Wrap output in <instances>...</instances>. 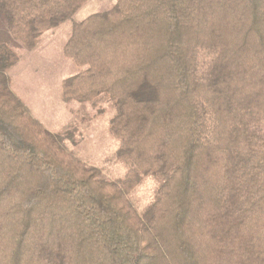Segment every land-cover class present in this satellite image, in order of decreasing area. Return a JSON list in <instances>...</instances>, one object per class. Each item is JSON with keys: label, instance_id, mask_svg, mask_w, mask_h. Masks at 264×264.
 <instances>
[{"label": "trees", "instance_id": "16d2710c", "mask_svg": "<svg viewBox=\"0 0 264 264\" xmlns=\"http://www.w3.org/2000/svg\"><path fill=\"white\" fill-rule=\"evenodd\" d=\"M87 0H0L34 48ZM67 101H109L113 180L35 118L0 45V264H264V0H117L73 23ZM157 185L140 211L130 194Z\"/></svg>", "mask_w": 264, "mask_h": 264}, {"label": "rangeland", "instance_id": "374dc122", "mask_svg": "<svg viewBox=\"0 0 264 264\" xmlns=\"http://www.w3.org/2000/svg\"><path fill=\"white\" fill-rule=\"evenodd\" d=\"M116 1L87 0L72 18L46 31L34 48L14 38L5 17L0 14V45L7 44L18 55V60L8 70L11 89L48 130L61 133L74 128L75 133L64 145L113 180L122 178L129 166L114 158L118 141L110 133L109 121L114 111L109 101H67L62 92L64 79L85 68L64 50L73 23L111 7ZM156 185V179L147 176L130 194L140 211L153 199Z\"/></svg>", "mask_w": 264, "mask_h": 264}]
</instances>
